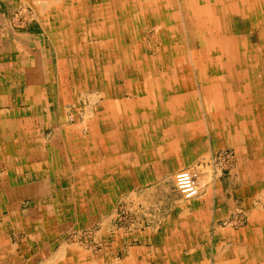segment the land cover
<instances>
[{
	"label": "rangeland",
	"instance_id": "1",
	"mask_svg": "<svg viewBox=\"0 0 264 264\" xmlns=\"http://www.w3.org/2000/svg\"><path fill=\"white\" fill-rule=\"evenodd\" d=\"M108 1L9 0V20L5 21L0 16V95L8 98L2 100L0 96V110L12 109L9 103L4 104V100L11 102L15 92L11 90L14 88L11 84L16 83V78L21 80L24 77L21 78L16 71L26 68V78L31 76L32 83L37 87L36 93H31L42 95L39 102L43 103L46 110H40L41 107L33 102V98H29L31 96H24L26 86L16 85L15 88L21 94L13 103L16 107L31 105L34 110L29 117L33 120L32 136L36 143L44 135L50 143L55 141L57 145L54 150H49V177L42 182L45 187L48 186L49 192H42L43 185L38 186L36 179L45 178L40 173L37 176L31 174L27 182L21 175L22 178L17 179L21 181H13L12 188L0 179V211L8 204L14 210L12 214L5 211L6 230L0 224L2 234L3 231L7 232L6 238L13 239L12 246L15 248L13 259L6 264H167L159 260H143L141 252H135L139 254V261L128 260L125 244L130 239L127 237L145 227L158 226L157 230L160 231L163 225L167 227L178 221L189 222L187 218L185 221V214L197 209L200 211L203 207L211 216L208 233L212 245L206 249L202 246L205 241L200 240L201 243L185 247L184 253L198 255L208 250L207 260L172 264H264V227H260V224L264 225V178H260L264 176V141L253 137L251 126L244 124L252 116L254 118L256 107L249 110L254 115L242 113L235 119L229 117L230 120L219 116L223 106L235 98L238 102L232 111L258 103L264 106V82H259L261 85L258 88H254L251 80L243 78L239 81L230 79L222 84L214 82L217 88L220 87L219 90L226 91L227 96L218 98L217 93L207 94L208 89H212L210 79L217 72L210 68L217 66L212 60L217 57V53L203 59L200 51L204 45H199L195 53L188 48L185 21L181 14V2L186 0H141L136 6L135 1L127 0L128 6L121 13L124 16L122 33L125 37L122 48H119L116 34H113V38L91 34L89 31L100 24L99 16L106 14V8H100L101 4L106 3L109 7ZM202 2L208 3V0ZM259 2L263 3V0ZM229 3L233 6L230 11V14L234 13L233 18L241 14V8L249 6V0H233ZM97 5L100 6L98 9L95 8ZM174 17L177 20L171 23ZM222 18L230 23L227 15ZM205 19L208 24L216 25L213 20H207L208 15H205ZM225 21L223 24H226ZM168 26H181L183 38L174 37L179 34L177 27L175 31L171 29L169 32L170 29H166ZM255 31L257 33H251L252 39L258 34L257 38L263 29ZM160 33L168 37H160ZM237 33L242 34L240 31ZM26 35H32V38L28 39ZM160 39H166L162 46ZM168 40L172 42L167 47ZM177 44L185 46V49L176 48ZM107 46L112 54L107 55ZM215 46L216 42L214 47L210 45L211 52L216 51ZM22 49L38 57V63L33 62L34 67L26 65V59L23 65L18 64L15 53ZM93 52L105 59L112 56L116 62H96L92 60ZM194 55L202 59L198 64L193 63ZM11 57H14L13 60ZM176 57L182 58L183 63L187 59V63L192 66L194 83L175 80L173 83L178 84V92L173 93L176 88L169 87L168 95L173 98H164L161 94L166 92L167 87L163 83L168 84L170 80L167 77L158 80L155 71L161 65L165 69H159L160 72L167 71L168 65L173 67ZM8 58L10 63L5 64ZM260 60L264 63V54H261ZM32 70L29 75L28 71ZM208 72L210 74L207 75ZM224 74L227 75V72ZM199 77L203 79L199 81ZM158 82H162V86ZM118 88H122L123 95L115 100H120L123 107L118 115H112V119L123 137L125 147L122 152L128 154L130 160L136 161L137 149H151L148 138L152 130L147 124L161 122L157 128L162 141V154L159 157L162 173L157 176L160 179L156 180V177L155 181H152L153 178L145 181L144 191L134 192L130 199L124 198L119 189H114L106 199L105 183L102 181L106 157V139L102 128L103 103L115 96ZM255 89L258 96L253 94ZM241 99L247 100L241 102ZM18 111L25 112L21 109ZM4 112L0 111V126L4 125L0 127V161L7 155L14 158L16 152L20 153L15 148L5 150L6 147H16L20 145L19 142L24 145V142L30 141L28 119L16 120L18 130L14 128V133L10 126L5 125V119L2 118ZM227 114L232 116L231 112ZM122 120L130 122V125L123 126ZM230 121L242 122L244 125L241 123L239 128H228L226 124ZM43 125L47 126L44 134ZM96 125L101 127L99 131L92 128ZM57 129L60 133L56 135ZM65 132H69L67 137L72 143L79 142L81 134L84 141L93 142L92 145L86 142L85 147L91 149L75 156L84 157L82 161L87 162L83 165L73 160V153H69L68 159L61 158L64 152L61 136ZM120 134L118 140L122 144ZM66 142L69 143V139ZM165 150L171 152L167 158L164 157ZM120 157L121 151L116 156L119 163ZM187 161L191 164L188 165ZM13 165L16 166V163ZM187 167L200 171L201 191L198 198L191 200L181 196L175 186V174ZM75 176L77 179L74 180ZM78 181H81L82 187L77 191ZM206 189L212 190V194L207 195ZM11 190H14L15 197L3 198V193ZM91 202L94 205L89 204ZM92 205H97V209L101 208L102 212L86 214L84 211L92 209ZM177 209L183 211L184 215L176 213ZM193 220L202 222L203 216L195 214L194 219H190ZM218 237L222 240L216 244ZM47 251L49 255H46ZM59 251L62 255L58 254ZM51 258L53 261L49 263Z\"/></svg>",
	"mask_w": 264,
	"mask_h": 264
},
{
	"label": "crops",
	"instance_id": "2",
	"mask_svg": "<svg viewBox=\"0 0 264 264\" xmlns=\"http://www.w3.org/2000/svg\"><path fill=\"white\" fill-rule=\"evenodd\" d=\"M129 1L130 2L135 1L136 4L134 6L138 5V2H141V0H129ZM202 1L204 0H186V2H181V5L183 6L181 9V14L183 15L184 21H185L188 48L192 50L193 53H195L199 45L201 46L204 45L203 49L200 51L203 56V59H206L210 55L212 56V54L217 53V57L212 59L216 63L217 66L211 65L212 67H210L213 71H217V72L216 73L214 72L213 74L215 77L213 79H210L212 82H210L209 85L212 84V89L211 88L208 89L207 94L217 93L218 98H223L227 96V93H225L226 91L224 89L219 90L220 87L217 88L214 82L224 83L225 81L227 82L228 80L234 79V78L237 79V81L242 80V78L249 79L254 83V88L255 86H257L258 88V86L261 85V83L259 84V82H264V63L261 62L260 60L261 54L262 55L264 54V41H261V40H264V0H263V3L259 2L262 0H249V3H248L249 6L247 5H246L247 7L244 6L246 7L244 8L246 10L240 7L242 9L241 14L238 17H234V18L232 17L234 13L230 14V11L233 9L232 8L233 6H231V3H229L230 1H233V0H208V3H204V4ZM108 2L110 3V4L108 3L109 7L106 6L107 5L106 3L101 4V7L98 5L95 6V8L97 9L98 7L106 8L104 10V13L106 14H104V16H99V19H98V22H100L99 26L94 27L93 28L94 31L90 30L89 32L91 34H94L95 36H100L101 38L104 37V35L105 37L111 36L113 38V34H116L115 38L119 43V48H122V46L124 45L123 43H124L125 37L123 36L124 33H122V28L124 27V24H123L124 16L121 15V13L124 12L128 6L126 3L127 0H109ZM8 5H10L9 0H0V16L5 18V21L9 20V17H7L8 8H9ZM118 12L120 13L119 15H118ZM235 13H237V11H235ZM205 15H208V19H207L208 21L210 22L214 21L216 25L208 24L205 21L206 20ZM226 15L228 16L230 23L224 20L226 24H223L224 21H223L222 16H226ZM218 16H219V19H218ZM176 20L177 18L174 17L171 23H175ZM221 21H222L223 27L221 25ZM176 27L179 31V34L175 35L174 37L179 36L180 39L183 38L181 26H175V27L168 26L166 29L168 30L170 29L169 32H171V29L175 31ZM257 29H263V31L259 33V36L257 37L258 39L256 38L258 34H256L252 39L251 33L252 32L257 33L255 31ZM239 31L242 32V34L237 33ZM243 32H249V34H244ZM164 36L168 37L167 34L160 33V37H164ZM0 37H2V35H0ZM25 37L30 39L32 38V35H26ZM242 39H245V40H242ZM161 41H162L161 42L162 44L160 46H162L166 42V39L161 40ZM109 42L112 44L111 38L109 39ZM170 42H172V40H168V42L166 43L167 47L170 44ZM180 42L182 43V40H180ZM215 42H216V46H215L216 51L211 52L210 45L214 47ZM175 47L180 48V49H185L184 48L185 46L178 45V44L175 45ZM105 50L106 51L108 50V46L107 48L105 47ZM108 54H112V52L108 50L107 55ZM15 56L18 59L19 65L20 64L23 65L25 62V59H26V65H31L34 67L35 66L34 63H36V61L38 63V60H36L38 57L36 55L34 56L31 54H27L23 51V49L21 52L19 51V53L17 54L15 53ZM11 58L13 60L14 57H11ZM94 59L96 60V62H99V63L109 62L112 64L114 63V61L116 62V59L114 60L112 56L110 59H105L104 56H100V54H97V53H94L92 60ZM181 59L182 58L176 57L173 60L175 62L173 64V67L172 66L170 67L169 65L166 67L168 68V70L166 69L167 71L160 72L162 68L165 69V67L162 65H161L162 67L160 66L155 71V76L158 78V80H162L165 77L169 78L170 80L168 84L164 85L163 83V86L167 87V90H165L166 92L163 91L164 93L162 94L159 93L164 98L165 97L173 98L168 94L170 93L169 89H171L169 87L176 88V86L178 85L176 83H173L175 80L184 82V83H190V82L191 84L194 83L193 74H192V66H190L187 63V59L186 61L184 60V63L182 62ZM201 60H202L201 58L194 55L193 57L194 64H198V61H201ZM7 63H10L9 58L5 61V64ZM37 67H38V64H37ZM210 68H208L207 71ZM20 69L22 68H19L18 71L16 72L18 73L19 76H21V78L22 76L24 77L21 80L16 78V83H14L15 85L11 84L14 87V88H11V90L15 91V92L13 91L14 95L12 96L11 102L10 101L7 102L6 100H4V104L9 103L8 106H12V109L11 110L1 109L0 111L1 112L5 111L3 113L2 118L5 119V125L10 126V130H14V128L16 131L18 130V127H16L18 125V122L16 120L20 118L28 119L30 128L27 129V133H29L30 135V141L27 143L24 142V145L22 142H19L20 145H17L16 147H6V148L4 147L5 150H12L13 148H15L17 150H20V153L16 152L14 158L12 156L10 157V155H7L3 160L0 161V176H1L0 179L4 180L6 183H8V186L12 188L11 186L12 182L21 181V180H17V179L22 178L21 175H24L25 179L23 180L27 182L28 178H31L30 176L31 174L32 176L34 175L37 176L36 174L40 173L41 176L45 178H40L41 180L36 179V181L38 182V186L42 187L43 185L42 182H44L45 180H48V177H49V165H50L49 150L51 151L54 150L57 145L55 141L53 143L52 142L50 143L44 135H42V137L39 138L40 141L39 142L37 141L36 143L32 136L33 129H32L31 123L33 120H32V117L31 118L29 117V114L33 115L32 111L34 110L31 109V105H17L16 107V105L13 103L16 97L21 94L17 90V88H15L16 85H18L19 87L26 86L27 88L24 92L25 93L24 96L26 95L31 96L29 98L30 99L33 98V102L38 104L39 107H41L40 110H43V109L46 110L43 103L39 102L42 95L38 96L35 94L37 87H36V84L32 83V79H31L32 77L30 76L29 78L28 77L26 78V74H27V72H25L26 68H23L24 71H21ZM242 69L243 70L247 69V71L246 70L242 71ZM28 72L30 75V72H33V70L28 71ZM226 72H227V75L224 74ZM10 73L12 74L13 72L11 71ZM208 74H210V72H208L207 75ZM254 75H256V77ZM202 79H203L202 77H199V81H201ZM158 83H159V86H162V82H158ZM158 83L156 84V87H158ZM178 90L179 89L177 88L174 89L173 93L176 94ZM32 91L35 93L32 94L31 93ZM256 91L257 89H255L253 94L257 95ZM138 93L139 92L137 91L136 94ZM228 93L230 94V92ZM115 94H116L115 96H112L111 99H106V101H104L103 103L104 104L103 106H105V108L104 110H102V121L104 120V124H102L103 126L102 128L104 130L105 139H106L105 153H104L106 157L104 158V163H103L104 175H103L102 181L103 183H105L104 186H105L106 199L107 197H110V194H112V191L114 189H116L117 191L119 189L121 193L123 194L124 198L126 197L127 199H130L134 196L133 195L134 192L138 193V191H144L143 186H144L145 181H150L151 178H153L152 181H155V178L158 175H160V173H162L161 172L162 166L159 160V157H161V154H162V150H161L162 141L159 139V136H158L159 131H157V128L161 126V122L160 123L156 122V125H155V122L153 121L147 124L148 128L151 127V129L149 130H152L151 135H150L151 137L148 138L150 141V144L152 145L151 149H146L143 147L140 150L137 149L136 161L132 159L130 160L129 157H127L128 154L125 155L122 152L123 148L125 147L123 143V137H122V134H120L119 127L115 126V123L113 122V119H112V115L114 114L118 115V112H121L122 110L121 108L123 107V104L122 102L120 103V100H115V99H118V97H121V95H123L122 88L116 89ZM117 94L119 96H117ZM0 96L2 100L6 98V97H3V95H0ZM237 100H238L237 98L233 100H229V102H227L223 106L222 112L220 113L219 116L224 118L225 120H230L231 118L235 119L234 117L240 116L242 113L254 115V113H252L249 110H251L252 107L253 108L256 107V113L254 115V118L252 116L249 122H247L246 121L247 119L245 118H243V120L247 122L244 124H247V125L249 124L251 126L253 130L252 136L253 137L255 136L256 139L258 140L261 139L264 141V106L258 103L256 105L252 104L254 106H251V105L244 106L242 108H236L235 111L234 110L232 111L234 105H236L238 102ZM259 100L261 101V99ZM243 101L244 100L241 99V102ZM0 103H2V101H0ZM19 109L25 110V112L19 113L18 111ZM98 110H99V107H98ZM35 111H38V110H35ZM227 112H231L232 116H229ZM98 114H99L98 119H100L101 118L100 111H98ZM11 116H13V119L11 118ZM179 116H182V114H179ZM98 119L95 121V123L98 122ZM14 121H16V123ZM124 121L126 120L121 121L124 123L122 124L123 126L130 125V122L126 123ZM258 121L261 123H258ZM241 123L242 122H238V121H233V122L230 121L226 125H228V128L229 127L239 128ZM244 124L242 123V125ZM3 126L4 125L0 127H3ZM155 126L157 127L155 128ZM181 127L182 129H184L182 125ZM92 128L94 130L99 131L101 127L99 128L96 125V126H93ZM188 128L186 130H188ZM46 129H47V126L43 125L42 127L43 134L45 133ZM15 130H14V133L16 132ZM186 130H183V131H186ZM56 131H58V129ZM55 133L57 135L58 133H60V131L55 132ZM65 133L67 134L65 135ZM65 133H63L62 134L63 136H61V141H62L61 146L64 147V152H62L61 158L64 157L65 159H68V157L70 158V155H71L69 153H73L72 154V156L74 157L73 160L78 162L80 165H83L85 162H87L86 160L82 161V158L84 157L81 158L80 156L78 158H75V156L80 155L81 152H85L86 149H91V147L89 148L85 147V143L90 142V145H92L93 142L84 141L82 139L83 135L81 134L78 138L79 142L77 141V143H72L70 138L67 137L69 132H65ZM119 134H120V139L122 137V144H119V140H118ZM64 138H65V142H64ZM58 139L59 138H57V140ZM67 139H69V143L66 142ZM74 146L76 148H74ZM117 150H118V154L121 151L120 163L116 159V156L118 155ZM170 154L171 152L169 150H165L164 157L167 158ZM187 162H188V165L191 164V162L189 161ZM13 163L14 164L16 163V166L13 165ZM185 164L187 163H184V165ZM72 165L75 166L73 162H72ZM257 167H259L258 164H257ZM187 168H192V167H187ZM187 168H182V169H187ZM39 169L41 170V172H39ZM258 171L260 172L259 169L257 170V172ZM77 175L81 177L80 174H77ZM76 177L77 176L74 177V180L77 179ZM260 178H264V176H261ZM158 179H160V177L156 178V180ZM31 180H33V178L30 179L29 181ZM81 187H82L81 181H78V185H76V190L77 191L80 190ZM45 188H47V190ZM41 190L42 192H46V193L47 191L49 192L48 186L45 187V185H43ZM31 193H33V190L30 192V194ZM3 194H4L3 198L7 197L8 199H11L15 197L14 190L9 191L8 193L4 192ZM211 194H212V190L211 191L207 190V195H211ZM19 195L22 196L23 193L22 194L19 193ZM180 195L182 196L181 193ZM89 204L94 205V203L92 202ZM9 205L10 204L5 205L4 209L0 211V222L2 221L3 223V224L2 223L0 224L2 225L1 227L4 230H6L7 228V225H6L7 223H4V221L7 218L5 211L8 214H12V212H14V210H12ZM97 208H98L97 205L93 206L92 209H86L85 207L86 211L84 212H86V214L88 215H91V214L95 215V213L97 214L98 212L101 213L102 209L101 208L97 209ZM203 208H201L200 211L199 209H197L199 212L194 211L192 213H186L184 218H185V221L187 218L189 222L178 221L176 224H169L167 227H164L163 225L162 227H160L159 229L160 231L157 230L158 226L157 227L155 226L145 227L144 229H139V230L134 231V233L130 234L127 237V239H130V240H128L125 244L126 245L125 255L129 257L128 260L132 262L139 261L140 260L139 254L141 252L142 253L141 256L143 260H146V261L147 260H159V261L166 262L167 264H172V262H179V261H183V262H191V261H203L204 262L206 261L208 250H206L203 254H198V255H193L191 253L188 255L184 253L185 247L189 245L191 246L194 244H198L199 242L201 243L200 240L205 241V244H202V246L206 247V249H208V247L210 248L211 247L210 245H212L211 244L212 238L210 237L208 233L210 230L209 220H211V216L209 215V212L204 211ZM175 212L181 215H184L183 211H181L180 209H177ZM195 214L202 215L203 221L202 222H198L196 220L190 221V219H194ZM262 223H264V220L262 221ZM260 227H264V225L260 224ZM176 230L178 232H176ZM180 231L181 233H179ZM1 234H2V231L0 228V264L1 263L6 264L8 260L13 259V252L15 248L14 246H12L13 239L6 238L7 232L3 231V234L2 235ZM219 240H222V239L218 237L215 243L219 244ZM131 241H134V242H131ZM157 250H159L158 254L156 253ZM135 252H138L139 254ZM45 253L46 255H49L48 251ZM58 254L62 255V252L59 251ZM52 258L48 260L49 263L53 261Z\"/></svg>",
	"mask_w": 264,
	"mask_h": 264
},
{
	"label": "built area",
	"instance_id": "3",
	"mask_svg": "<svg viewBox=\"0 0 264 264\" xmlns=\"http://www.w3.org/2000/svg\"><path fill=\"white\" fill-rule=\"evenodd\" d=\"M175 186L185 199L198 197L201 191L200 171L196 168L178 171L175 175Z\"/></svg>",
	"mask_w": 264,
	"mask_h": 264
}]
</instances>
